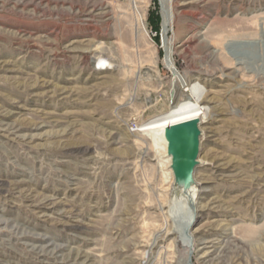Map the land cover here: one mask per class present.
Wrapping results in <instances>:
<instances>
[{
  "label": "rangeland",
  "instance_id": "obj_1",
  "mask_svg": "<svg viewBox=\"0 0 264 264\" xmlns=\"http://www.w3.org/2000/svg\"><path fill=\"white\" fill-rule=\"evenodd\" d=\"M263 27L264 0H0V264H264ZM165 38L205 88L188 182L138 131L183 99Z\"/></svg>",
  "mask_w": 264,
  "mask_h": 264
},
{
  "label": "bare ground",
  "instance_id": "obj_2",
  "mask_svg": "<svg viewBox=\"0 0 264 264\" xmlns=\"http://www.w3.org/2000/svg\"><path fill=\"white\" fill-rule=\"evenodd\" d=\"M169 2H170V0H169ZM163 7H164L163 31L165 34L166 32L169 31V28H171V26L173 24L174 13H173L172 7L170 5L169 6H163ZM164 40H165V49H166L165 65L168 67V69H170V71L173 72L174 77H175L174 82L179 83L181 85L180 87H182V89H183L181 96L183 97V99L176 101L175 96L173 95L174 93L171 94V96H169V97H170V99L174 100V105L172 106L171 110L169 112L163 114V115L156 117V118L154 117V119H152L151 121H148L147 123H145L144 125L139 127L138 131H141V132L146 131V132L151 133L153 143L158 147V149H160V150L164 151V153H166L169 166L171 165L173 167L174 165H176V163L173 161V158L168 154V142H167L166 135H165L166 128L173 126V125H178V124L190 122L193 120H200L201 124H202L203 118H205V114H207L206 112H207L208 108H206V105L204 106L202 103L203 98H204L203 96L205 94L204 93V89H205L204 86L199 82H193V83L187 82L184 79V77L182 75H180V73L178 72L177 67H176V65L172 59V52H171L172 49H171V45H170L171 41H169L166 38ZM244 43L249 44V43H251V41H244V42H238V43H235L233 41V42L229 43V46L231 47V50H229V53L230 52L233 53V56L236 60V65H248L240 57L236 56L238 51L237 52L233 51V48L235 46L241 45ZM97 51H99V50L96 47L93 49H90V52H92V53H96ZM216 53H220L218 49H216ZM100 56L102 57V55H100ZM228 58L226 57V59H228ZM226 59H225V61H226ZM98 62L97 63L99 64V66H106L105 68L102 67L99 69L103 70V69L108 68V66H107L108 63L106 60L100 58ZM34 128H36V129L40 128V124L36 125ZM22 129H23V127L12 125V126L8 127L7 132L9 134H14V133L21 131ZM201 130H202V128H201ZM88 150H89L88 147L83 146L81 148L79 147L75 151L78 153H86ZM198 162L200 163L199 160H198ZM194 195H195V191L186 190L185 191L186 201L191 203L194 199ZM192 220H193V218L191 216H188L185 223L182 226H180V228L178 229L179 234L181 236V239H183L184 241H188L187 244L189 243L188 246H190V247L192 246V240H191V235L189 234V228L192 224ZM233 236H234L233 234L228 235V237L230 239H232V238L235 239ZM189 254H191V253H189ZM185 264H190L189 258L186 259Z\"/></svg>",
  "mask_w": 264,
  "mask_h": 264
},
{
  "label": "water",
  "instance_id": "obj_3",
  "mask_svg": "<svg viewBox=\"0 0 264 264\" xmlns=\"http://www.w3.org/2000/svg\"><path fill=\"white\" fill-rule=\"evenodd\" d=\"M168 142V154L176 163V168L188 182L190 175L198 165L200 140L202 136L201 121L173 125L165 130Z\"/></svg>",
  "mask_w": 264,
  "mask_h": 264
},
{
  "label": "trees",
  "instance_id": "obj_4",
  "mask_svg": "<svg viewBox=\"0 0 264 264\" xmlns=\"http://www.w3.org/2000/svg\"><path fill=\"white\" fill-rule=\"evenodd\" d=\"M158 17H157V19H156V21L154 22V27L156 28V30L158 29Z\"/></svg>",
  "mask_w": 264,
  "mask_h": 264
}]
</instances>
